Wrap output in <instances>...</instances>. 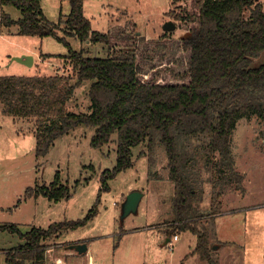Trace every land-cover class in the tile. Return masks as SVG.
I'll list each match as a JSON object with an SVG mask.
<instances>
[{
    "label": "trees",
    "instance_id": "1",
    "mask_svg": "<svg viewBox=\"0 0 264 264\" xmlns=\"http://www.w3.org/2000/svg\"><path fill=\"white\" fill-rule=\"evenodd\" d=\"M69 13L52 23L42 13L40 0H0L13 6L21 18L0 13V25H17L19 33L51 36L65 44L68 53L54 57L71 63V74L0 76L3 115L35 122V154L45 156L55 141L79 126L93 129L90 145L101 149L114 144L115 162L100 174L96 203L83 219L32 226L21 232L16 224H0V231L21 240L5 250L6 264H46V241L91 221L107 181L132 167V149L142 146L148 177L174 184L168 238L190 231L198 238L193 252L211 261L203 217L196 207L205 186L213 197L217 185L241 187L242 174L234 165L232 133L237 122L256 117L264 127V10L260 0H182L178 12L166 15L183 34L163 31L157 38L137 32L136 23L112 24L105 32L92 30L84 15V0H67ZM175 28V29H176ZM100 44L103 56H88L87 49H71L64 36ZM51 57L52 55L47 54ZM89 81V110L67 109L74 90ZM264 134V129H263ZM27 196L59 201L71 196L58 172L49 185L27 188ZM211 202L205 213H220Z\"/></svg>",
    "mask_w": 264,
    "mask_h": 264
},
{
    "label": "rangeland",
    "instance_id": "2",
    "mask_svg": "<svg viewBox=\"0 0 264 264\" xmlns=\"http://www.w3.org/2000/svg\"><path fill=\"white\" fill-rule=\"evenodd\" d=\"M182 0H84V15L92 30L105 32L109 26L133 20L137 32L157 38L163 24L172 20L170 9L178 12ZM264 10V0H260ZM43 15L52 23L70 11L67 0H40ZM14 20L21 18L13 6L0 4V13ZM175 23V20L173 21ZM174 36L183 34L173 30ZM64 36L71 49H87L88 56H103L100 44L80 42ZM68 53L64 43L51 36H31L19 33L17 25H0V76H34L71 74L68 60L54 57ZM47 54L52 55L51 57ZM27 55L33 59L28 66L13 60ZM89 81L74 90L67 109L75 113L89 110ZM35 122L32 119L3 115L0 105V224H16L21 232L32 226L47 228L51 223L83 219L96 203L101 188L100 174L115 162L114 144L101 149L90 145L93 129L83 126L59 137L43 157L35 154ZM256 118L240 119L232 133V153L235 168L242 174L241 187L217 185L213 197L205 186L203 201L196 204L203 212L197 226L205 232L211 261L195 250L198 238L190 231H178L176 240L166 229L171 220L174 184L166 178L167 169L159 163L163 179L148 177L147 158L142 146L132 149L134 164L110 178L108 190H102L97 213L91 221L59 237L46 241L47 263L61 258L67 264H86L89 255L97 264H264V134ZM69 186L71 196L50 201L43 196H27V188L49 185L55 173ZM140 191L143 197L136 213L121 218V205L128 193ZM211 202L220 213L211 219L207 213ZM18 234L0 231V264L5 250L20 243ZM86 243L88 253L78 254L72 246ZM71 252V254H70ZM46 263V264H47Z\"/></svg>",
    "mask_w": 264,
    "mask_h": 264
},
{
    "label": "water",
    "instance_id": "3",
    "mask_svg": "<svg viewBox=\"0 0 264 264\" xmlns=\"http://www.w3.org/2000/svg\"><path fill=\"white\" fill-rule=\"evenodd\" d=\"M176 28L175 23L172 20H167L163 24V31H173ZM13 60L20 62L25 65H32L33 59L31 56L21 55L17 57H13ZM143 197V193L140 191H132L128 193L125 197L121 205V218L124 219L131 213H136L138 209V205ZM73 249L78 253H86L87 245L86 243H79L72 246Z\"/></svg>",
    "mask_w": 264,
    "mask_h": 264
},
{
    "label": "crops",
    "instance_id": "4",
    "mask_svg": "<svg viewBox=\"0 0 264 264\" xmlns=\"http://www.w3.org/2000/svg\"><path fill=\"white\" fill-rule=\"evenodd\" d=\"M172 238H173V236H172ZM170 241H171L170 238H167L165 242H166V243H167V242L169 243ZM88 249H89V248L87 247V253H88ZM194 253H195V252H192V255H194ZM70 254H71V252H70ZM56 258H57V257H56ZM56 258H53V261H50V264H51L52 262H54V260H55ZM93 258H94L93 255H89V256H88L87 263L90 261V262L93 263V264H97V263L93 262ZM46 261H47V259H46ZM64 262H65V261H64ZM46 263H47V262H46ZM65 263H66V262H65ZM87 263H86V264H87ZM47 264H49V263H47ZM66 264H67V263H66Z\"/></svg>",
    "mask_w": 264,
    "mask_h": 264
},
{
    "label": "built area",
    "instance_id": "5",
    "mask_svg": "<svg viewBox=\"0 0 264 264\" xmlns=\"http://www.w3.org/2000/svg\"><path fill=\"white\" fill-rule=\"evenodd\" d=\"M177 238H178L177 235H173V240H176ZM169 245L172 246V245H171V241L169 242ZM51 264H66V263H65L61 258H56V259L54 260V262H52ZM87 264H93V263H91V262L89 261Z\"/></svg>",
    "mask_w": 264,
    "mask_h": 264
}]
</instances>
